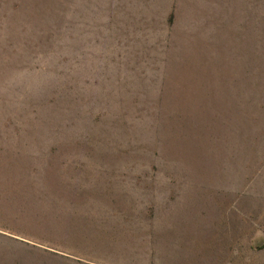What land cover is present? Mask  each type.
Segmentation results:
<instances>
[{"label":"rangeland","instance_id":"obj_1","mask_svg":"<svg viewBox=\"0 0 264 264\" xmlns=\"http://www.w3.org/2000/svg\"><path fill=\"white\" fill-rule=\"evenodd\" d=\"M258 10L0 0L2 224L22 238L0 236V264H78L59 247L81 264H264V134L232 92Z\"/></svg>","mask_w":264,"mask_h":264},{"label":"trees","instance_id":"obj_2","mask_svg":"<svg viewBox=\"0 0 264 264\" xmlns=\"http://www.w3.org/2000/svg\"><path fill=\"white\" fill-rule=\"evenodd\" d=\"M256 33L257 37L253 54L249 55V49H247L248 47L246 45L242 65L243 71L235 83L237 86L236 88L238 89L235 90L234 88V90L232 89V92H234L236 95L235 97L240 103L242 120L247 123L244 132L255 133L260 136L264 134V0H259ZM37 224L39 225L40 233L42 232L41 228L45 226V223L38 222ZM47 230L48 235L50 234L52 236L51 231L53 232V238L55 239L64 232L60 227H55L54 230H51L50 232L49 229ZM50 240L53 239L51 238ZM53 244L55 243L53 242ZM67 250L68 249H64V247H59L47 251L53 257L63 260L73 259L71 260L72 262L78 264L82 263V260L80 259L71 258L70 253H68Z\"/></svg>","mask_w":264,"mask_h":264},{"label":"crops","instance_id":"obj_3","mask_svg":"<svg viewBox=\"0 0 264 264\" xmlns=\"http://www.w3.org/2000/svg\"><path fill=\"white\" fill-rule=\"evenodd\" d=\"M4 172V169H3ZM7 183H0V236H3L4 238L12 237V238H18V240H21L22 238L16 237L13 235V232H6L3 230L5 226L2 224V221H4L6 218L10 217V213L14 211V205L11 203L9 206H7ZM30 195V193H29ZM9 213V217L7 216ZM23 241V240H22Z\"/></svg>","mask_w":264,"mask_h":264}]
</instances>
